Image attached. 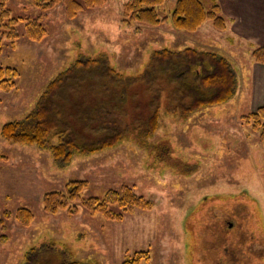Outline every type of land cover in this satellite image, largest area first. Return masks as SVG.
Returning a JSON list of instances; mask_svg holds the SVG:
<instances>
[{"label": "rangeland", "instance_id": "obj_1", "mask_svg": "<svg viewBox=\"0 0 264 264\" xmlns=\"http://www.w3.org/2000/svg\"><path fill=\"white\" fill-rule=\"evenodd\" d=\"M128 1L106 0L72 19L60 4L44 14L49 35L42 42L23 37L14 50L5 45L0 67H15L21 76L17 89L0 92V131L30 113L59 72L96 55L130 74L143 70L156 49L216 52L235 69L237 91L227 103L187 120L168 118L148 148L124 141L76 154L67 166L55 164L48 151L6 142L0 135V217L5 211L13 214L5 231L0 229V236H8L0 239V264H123L139 251L150 255L143 264H264V142L243 120L264 106L254 72L264 64L253 59V52L264 47V0L261 7L242 0V11L228 0L232 15L261 10V18L238 19L242 25L236 26L225 17V30L208 21L192 34L166 24L128 26L122 14ZM176 1L167 0V6ZM9 7L14 16L39 15L30 0H10ZM73 181L86 184L84 201H102L110 191L130 187L152 208L123 213L121 221L92 214L78 201L48 213L45 195L64 192ZM19 208L32 212L29 225L17 221ZM110 210L123 212L118 206Z\"/></svg>", "mask_w": 264, "mask_h": 264}, {"label": "trees", "instance_id": "obj_2", "mask_svg": "<svg viewBox=\"0 0 264 264\" xmlns=\"http://www.w3.org/2000/svg\"><path fill=\"white\" fill-rule=\"evenodd\" d=\"M10 0H0V57L7 44L12 50L21 38L39 43L49 35L43 25L44 14L63 4L68 18L85 9L100 8L106 0H30L38 17L14 16ZM177 0L169 8L167 0H130L123 7V21L128 26L166 24L173 30L197 32L211 21L223 31L225 17L216 0ZM24 24L22 33L19 26ZM256 63L264 64V47L253 52ZM1 66V65H0ZM20 72L15 67H0V92L9 93L18 87ZM237 91V74L232 64L216 52L193 47L181 50H154L144 69L124 73L112 65L105 55L77 60L59 72L46 86L35 107L23 118L5 123L0 131L10 143L36 146L50 152L58 166H67L76 154L90 155L131 141L142 148L168 118L184 121L203 110L227 103ZM264 142V106L243 117ZM163 160L162 157H160ZM84 182H70L64 192L45 195L48 213L81 202L92 214L121 221L123 213L137 208L149 210L152 203L139 197L130 187L107 193L101 201L81 199ZM118 206L123 212L110 210ZM73 208L72 213H76ZM13 214L5 211L0 229ZM34 216L27 208H19L16 219L23 225ZM5 242L8 236H0ZM149 252H136L123 264H143ZM69 264H97L92 260Z\"/></svg>", "mask_w": 264, "mask_h": 264}, {"label": "crops", "instance_id": "obj_3", "mask_svg": "<svg viewBox=\"0 0 264 264\" xmlns=\"http://www.w3.org/2000/svg\"><path fill=\"white\" fill-rule=\"evenodd\" d=\"M233 1V7H234V9H237V10H239V11H242V9L239 7V2H241L242 0H231V2ZM245 1H247L246 3H243V5L244 4H249V5H252V7H256V5L259 3V1H262V0H243V2H245ZM217 2L219 3V5L221 6V10H222V15L224 16V17H227V18H229V17H231V19L232 20H234V21H232L231 23L233 24V23H235L236 24V26L237 25H242V23H240L239 22V24L236 22V20H238V19H245L246 18V20L247 19H249V20H256V19H258V18H261L260 16H261V14H262V12H261V10H257V12H255L256 10H248V12H246L247 10L246 9H244V12L246 13V16L244 15V13H243V16L242 17H240L241 15H235V14H231V12L230 11H227V4H228V0H217ZM261 3V2H260ZM232 7V8H233ZM257 7H261V4H258L257 5ZM229 8V7H228ZM255 9V8H254ZM232 10V9H231ZM253 11V13H251ZM231 23L229 22V26H231ZM255 24H256V21L254 22V24H253V27L255 28ZM228 29H229V27H228ZM256 29V28H255ZM254 72H258V74H259V80H260V82H261V84H260V86H259V90H258V94H259V99H260V101H262V99H263V96H264V66H261V65H256L255 67H254Z\"/></svg>", "mask_w": 264, "mask_h": 264}, {"label": "flooded vegetation", "instance_id": "obj_4", "mask_svg": "<svg viewBox=\"0 0 264 264\" xmlns=\"http://www.w3.org/2000/svg\"><path fill=\"white\" fill-rule=\"evenodd\" d=\"M231 217H229V219H230ZM229 225H231L230 223H229Z\"/></svg>", "mask_w": 264, "mask_h": 264}]
</instances>
